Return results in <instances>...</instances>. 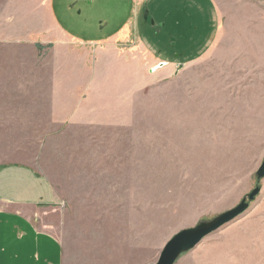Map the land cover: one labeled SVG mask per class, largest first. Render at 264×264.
I'll return each instance as SVG.
<instances>
[{
    "label": "rangeland",
    "instance_id": "374dc122",
    "mask_svg": "<svg viewBox=\"0 0 264 264\" xmlns=\"http://www.w3.org/2000/svg\"><path fill=\"white\" fill-rule=\"evenodd\" d=\"M139 2L55 0L62 28L89 42L84 44L92 51L91 65L92 43L116 35L124 20L132 25L127 40H115L116 60L109 56L101 70L106 101L116 96L117 104H125L130 87L140 82L130 102L133 110L139 109V134L118 128L110 140L97 134L101 137L95 141L85 129L70 127L43 138L37 162L61 198V242L74 248L97 242L90 239L93 234L122 231L132 235L142 256L154 251L156 261L176 232L233 208L259 186L245 212L174 264H264V178L255 177L264 159V121L251 124L264 110V32L246 31L236 62L245 70L254 65L253 95L241 97L242 104L252 107L251 116L236 105L248 81L238 70L222 69L224 63L209 58L183 69L143 63L149 55L182 62L208 49L218 32L214 2ZM218 81L230 89L215 87ZM85 152H107L102 161L107 169L94 170L100 160L85 159ZM144 242L150 249L139 247Z\"/></svg>",
    "mask_w": 264,
    "mask_h": 264
},
{
    "label": "crops",
    "instance_id": "0c3cea01",
    "mask_svg": "<svg viewBox=\"0 0 264 264\" xmlns=\"http://www.w3.org/2000/svg\"><path fill=\"white\" fill-rule=\"evenodd\" d=\"M212 1L218 32L208 49L182 62L149 55L143 63H157L159 68L180 65V69L209 58L224 63L222 69L238 70L248 81L236 105L241 111L247 108L252 116V107L242 104L241 97L245 92L253 95L249 91L254 65L245 70L236 62L239 49L245 45L246 31L251 29L258 35L264 32V0ZM152 20L147 15L154 27ZM62 27L55 0H0V264L154 263L155 252L142 256L132 244V235L122 231L93 234L90 239L97 242L74 248H65L61 242L57 217L61 198L37 162L44 136L77 127L88 131L95 141L101 136L106 141L114 129L131 128L139 134L140 128L139 109L133 110L130 104L138 95L140 82L130 87L125 104H117L116 96L106 101L101 88V70L109 56L115 60L118 57L115 40L129 35V21L118 26L122 28L116 35L92 43L93 65L92 51L86 46L89 42ZM224 83L218 81L215 87L228 91L230 86ZM225 105L229 111L227 100ZM122 109L124 115L107 117L120 114ZM251 121H264V110ZM85 153V159L100 160L94 170L107 169L102 162L108 159L107 152ZM149 245L144 242L139 247L148 250Z\"/></svg>",
    "mask_w": 264,
    "mask_h": 264
},
{
    "label": "water",
    "instance_id": "95a60500",
    "mask_svg": "<svg viewBox=\"0 0 264 264\" xmlns=\"http://www.w3.org/2000/svg\"><path fill=\"white\" fill-rule=\"evenodd\" d=\"M180 67V65L177 66V68ZM255 177L258 180L264 178V159L255 171ZM259 192L260 187L256 186L233 208L218 214L209 221H203L194 227L176 232L166 241L158 259L149 264H174L181 254L192 250L204 237L217 231L245 212L249 207V203L255 199Z\"/></svg>",
    "mask_w": 264,
    "mask_h": 264
}]
</instances>
